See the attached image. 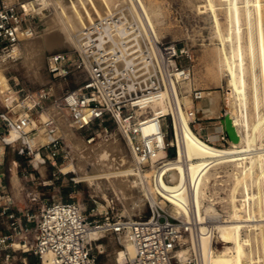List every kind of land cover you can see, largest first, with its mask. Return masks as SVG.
<instances>
[{
  "label": "built area",
  "instance_id": "obj_1",
  "mask_svg": "<svg viewBox=\"0 0 264 264\" xmlns=\"http://www.w3.org/2000/svg\"><path fill=\"white\" fill-rule=\"evenodd\" d=\"M32 17V10L19 1L0 0V63L16 60V47L36 33ZM192 61L188 49L146 31L137 17H127L120 9L110 11L82 29L72 50L55 52L47 58L51 79L67 81L73 77L78 81L74 88L55 94L54 85L49 84L30 93L22 88L5 93L0 143L2 147L19 144V156L35 158L37 153L40 165L48 162L55 167L57 159L67 157L57 118L49 109L56 105L66 111L76 130L84 133L87 143L100 135H111L114 127L141 168L160 166L169 158L171 148L176 154L172 143L176 91L180 99L188 96L191 102L204 98L201 90L184 89L190 86ZM162 100L169 109L167 113L159 106L153 107ZM182 107L185 109L183 102ZM185 112L192 126L198 119L197 111L193 108ZM222 116H227L226 110ZM197 134L216 145L208 135ZM41 135L43 142L39 140ZM30 139L40 142L34 150ZM216 141L229 145L222 128ZM203 168L212 171L204 202L218 208V215L207 217L204 223L208 230L215 231V222L226 220L221 204L229 198L236 170L231 163L212 159ZM190 213L193 217V209ZM196 226L194 218H172L157 207L151 208L146 219L127 220L113 212L102 221L91 219L78 203L63 199L46 203L41 213L34 215L30 206H18L0 171V264H15L18 260L11 247L17 238L22 254L38 260L27 263L24 257L23 264H42L44 257L50 264H98L102 251L88 239L92 228L100 236L109 233L117 240L126 234L132 243L133 257L124 263L116 257L114 264H200L199 254L190 249L188 241ZM184 247L187 253L180 257L179 250Z\"/></svg>",
  "mask_w": 264,
  "mask_h": 264
},
{
  "label": "bare ground",
  "instance_id": "obj_2",
  "mask_svg": "<svg viewBox=\"0 0 264 264\" xmlns=\"http://www.w3.org/2000/svg\"><path fill=\"white\" fill-rule=\"evenodd\" d=\"M224 1H227L226 8L230 14L225 33L222 32L214 0H206V6L211 11V18L219 40L217 51L218 77L223 75L226 80V93L221 100H223V107L237 135V140H230L228 147L221 148L211 145L192 131L190 120L182 107V102L186 106V101L191 103V100L188 96L180 99L177 91L178 107L176 111L173 110L172 132V143L176 147V154L172 158L162 160L160 166L153 165L150 167L152 169L147 171H142V168L135 161L134 165L136 167L129 163L127 156L124 155L121 141L116 136L110 140H102V142L93 146H87L81 138L75 135L65 114L56 105L51 108V112L57 118L60 133L64 137L70 152L84 156L87 160L96 159L97 161H92V167L90 165L93 172L96 170L94 173H88L86 164L81 163L82 161L77 162L74 165L77 172L76 182L89 184L105 182L109 186L112 185L118 193L117 195L120 194L125 200L123 203L129 202L127 209L131 213L136 210L141 211L144 207V201L148 199L154 205L152 207L165 211L172 218L183 217L187 220H193L194 218L197 223L196 232L193 231L190 238L192 247L199 254L200 264H246V262H257L261 260L260 253L258 251L255 256L252 242L254 244L256 242L258 245L263 240L261 232L256 230L258 226L264 227V212L257 214V196L253 185L257 173L264 171V148L258 146L252 139L248 115V68L246 65L247 49L243 46V20L245 17L248 19L249 28L247 31H249L248 35L252 38L256 21L259 23L262 14H264V1L246 0V2L244 1L246 5H243L244 2L241 0ZM42 2L43 5L46 4L45 0ZM19 3L23 4L27 10L40 11L42 9L35 8L32 5L33 2H27L26 0L19 1ZM50 3L54 5V11L55 9L57 11L54 14H57V16H52L49 27H56L57 29H51L42 35L34 34L32 37L23 39L16 47V51L19 54L21 53L20 55L26 60V63H30L37 68L36 70L44 62L45 51L69 46L71 43L77 45L78 35L89 22L96 17L108 14L110 11L113 12V10L120 9L127 17H137L140 20V27L146 31H153L157 36L154 19L157 11L148 9L143 0H51ZM251 5L252 7L244 12L243 8ZM263 39L264 36H259L260 44ZM249 47L250 50H254L252 42ZM251 60L255 65L256 58L254 55ZM2 64L0 63V65ZM4 70L5 68H0V95H2L3 101L7 91L14 92ZM207 95V104L196 109L197 113H200L199 117H219L221 112L219 94L210 91ZM256 99L258 102L257 95ZM155 106H159L163 113H167L169 110L163 100L153 107ZM62 110L66 113L64 109ZM263 130L264 116L259 120L257 126L259 134ZM12 137L14 138V135ZM39 140H43L42 135ZM34 144L36 145L34 146ZM29 145L34 150L37 147V141L30 139ZM210 159L216 163L220 161L231 163L236 170L234 178L237 183V186L232 190L230 189L232 192L229 193L227 200L229 205L225 210L226 220L216 222L217 224H214L215 231L208 230L203 225L207 219L206 217L218 215L213 204H203L205 190L212 176V171L210 169L205 170L203 164ZM90 168L88 169L90 170ZM233 191H237L240 197L237 198ZM241 197L243 200L240 199ZM190 209L194 211L193 217ZM246 227L250 228V233L242 236L240 229ZM215 232L220 234L223 237L222 242L226 243L221 249L213 248L212 237ZM99 235L98 231L92 228L89 231L88 239L96 241ZM120 238L129 260L134 255V247L126 234H123ZM17 248L12 247L14 250H20L22 248L20 243ZM186 253L187 249L185 248L179 250L180 257L185 256ZM42 264H50L48 257H44Z\"/></svg>",
  "mask_w": 264,
  "mask_h": 264
},
{
  "label": "rangeland",
  "instance_id": "obj_3",
  "mask_svg": "<svg viewBox=\"0 0 264 264\" xmlns=\"http://www.w3.org/2000/svg\"><path fill=\"white\" fill-rule=\"evenodd\" d=\"M11 1L16 2L22 0ZM26 1L33 2L32 5H34L35 8L43 9H41L40 11L32 10L33 17L31 19V22L35 27L36 35H42L49 32L51 29H57L56 27H49V23L52 18L57 16V14H54L57 11L56 9L54 11V5L50 3L51 0H45L46 4L44 5L42 2L43 0ZM143 1L147 5L148 9L157 11V15L154 16V19L156 23L155 28L158 38L165 42L174 43L179 48L184 47L185 49H188L192 54L193 61L191 82L190 86L187 85L184 87V89L186 90L188 89V87H190L201 90L203 91L204 98L202 100L194 101L191 103L186 101L187 105L185 106L184 110L193 108L199 109L201 107H204L208 101L207 93L210 91H215L220 96V116L205 118L199 117L194 123H192V131L194 133L198 132L203 137L208 135L210 137V140L215 143V146L217 147H228L230 144H225L223 146L216 141L218 132H220L221 128L223 129L221 119L224 118V116L222 115H224L225 109L223 107V100L221 99L224 98V94L226 93V80L225 76L223 75L218 77L217 51L219 40L214 22L211 18V11L209 7L206 6V0ZM241 1L246 2V0ZM245 2L243 3V5H246ZM250 3L252 4V2ZM214 6L218 14L222 32L225 33L228 27V22L230 20V14L228 13V10L226 8L227 1L214 0ZM250 7H252V5L249 7L245 6V8H243L244 12H247ZM254 16L256 17V14ZM245 19L246 17L243 20V46L247 49L246 65L248 68V115L251 124L252 139L258 146L264 148V130L261 131L260 134L257 131L259 120H261V118L264 116V39L261 40V44L259 43V36H264V14H262L259 23H257L256 21L252 38L250 37V35H248L249 31H247L249 28V21L248 19ZM251 42L254 45L253 51L250 50L249 47ZM74 47H76V45L74 43H71V45L69 46H62L59 48H54L50 51H45L43 56L44 62L42 63V65H40L38 70H36L37 68L33 67L30 63H26V60L22 57V55H20L21 53L16 60H8L0 65V68H5L4 73L8 78V82L11 88L14 91L16 89L22 88L24 90L23 92L30 93L43 86L52 84L54 85L55 94H59L66 89L74 88L78 81L73 77L67 79V81L51 79V77L47 73V58L52 53L70 51ZM253 55L256 58L255 65H253L254 63L251 60V57ZM256 95L258 97V102L256 99ZM54 106L55 105L49 107L50 111ZM59 109L63 112V114H65L66 118L68 119L67 114L61 108ZM4 110L3 98L2 95H0V114H2ZM69 124L73 129L75 135L81 138V140L85 144H87V146H93L99 142H102V140H110L111 138L116 136L121 141V144L124 148L125 157L127 156L126 158L129 163L134 165V158L130 155L122 137L120 136V134H118L117 130L114 127H111V135H100L95 139L94 142L88 144L85 141L84 133L82 131L76 130V128L70 121ZM169 127L171 129L170 123ZM62 138L66 145L67 157L65 159H57V165L55 167L51 166L48 162L44 165H40V157L37 155V153L35 155V158L32 156L27 158L19 156L17 153L19 144H15L9 147H2V144L0 143V171H3V173L5 174L6 187L10 194L13 195V197L16 199L19 207L25 208L26 206H30L33 214L39 215L46 203L58 199H63L78 203L82 211L91 219H98L102 221L105 219V217L111 216V212L116 213L127 220L146 219L149 217L151 208L154 205H152L148 199L144 201V207L141 209V211L136 210L134 211V213H131L127 209L129 202L123 203L125 202V200L123 199V197H121L120 194L117 195L118 193L113 189L112 185L109 186L105 182H100L98 184L76 182L77 172L74 169V165L77 162L82 161L81 163H83L84 165L86 164V171L88 173H92L93 171L90 168V165L92 167V161H96V159L87 160V158H84V156L80 155V157L77 153L76 155L75 152H70V149L67 146V143L65 142L63 136ZM42 141H45L44 137ZM39 143H37V145ZM35 145L36 144H34V146ZM174 154L175 150L174 148H171L169 158H172ZM88 168H90L91 171ZM149 169L152 168L142 167L141 170L147 171ZM94 172H96V170H94ZM11 180H14V183ZM235 186H237L236 181H234V184L230 189L232 190V188H234ZM253 187L254 192L257 196V214H260L264 212V171H260L257 173V175L255 176ZM231 190L230 192H232ZM233 193L237 198L240 197V194L237 191H233ZM34 197L36 198V200L30 201ZM204 203L205 202L203 201V204ZM207 204L208 203H205L204 205ZM221 205L222 209L226 210L229 204L228 202H226L222 203ZM219 222L220 221H217V223ZM203 225L205 226V223H203ZM256 231L261 232L263 240L258 245L256 242L255 244L254 242H252V249L255 256L259 251L261 260L254 263L246 262V264H264V227L258 226V229ZM240 232L241 235L244 236L246 233H250V228H241ZM18 237H22V234H19ZM15 240V242L12 241V247L14 249H16V247L19 245V243L17 242L18 238ZM222 240L223 237L215 232L212 237L213 248L221 249L222 246L226 244L223 243ZM188 241L189 247L192 250L191 238H188ZM95 244L99 246V250L102 251V253L98 254V264H114L115 258L117 257V255H119L118 253L124 250V245L121 241V238L117 240V238L113 237V235L109 233L101 235L98 241H95ZM184 248L187 249V247ZM13 254L15 258L18 259L15 261V264H23L22 259L24 257L27 258V263H29V259L32 260V263H38V260L35 257L22 254L21 250H15ZM126 260H128L127 255L122 263H124Z\"/></svg>",
  "mask_w": 264,
  "mask_h": 264
},
{
  "label": "water",
  "instance_id": "obj_4",
  "mask_svg": "<svg viewBox=\"0 0 264 264\" xmlns=\"http://www.w3.org/2000/svg\"><path fill=\"white\" fill-rule=\"evenodd\" d=\"M200 113H197V117H199ZM221 124L223 127L224 132L227 134L228 138L231 141L237 140V135L235 133L234 128L231 126V122L228 116H225L223 119H221Z\"/></svg>",
  "mask_w": 264,
  "mask_h": 264
},
{
  "label": "crops",
  "instance_id": "obj_5",
  "mask_svg": "<svg viewBox=\"0 0 264 264\" xmlns=\"http://www.w3.org/2000/svg\"><path fill=\"white\" fill-rule=\"evenodd\" d=\"M12 182H14V180H11ZM99 237H100V235H99ZM99 239V238H98ZM97 239V240H98ZM96 240V241H97ZM124 245V244H123ZM16 249H18L17 247H16ZM119 255H120V257H119V255H117V257H118V261L120 262V260H121V263L124 261V259H125V257H126V255H127V253H126V250H125V246H124V250H122V251H120L119 253H118ZM128 257V256H127ZM29 263H32V260L31 259H29Z\"/></svg>",
  "mask_w": 264,
  "mask_h": 264
}]
</instances>
